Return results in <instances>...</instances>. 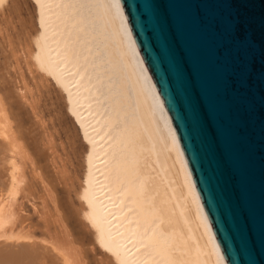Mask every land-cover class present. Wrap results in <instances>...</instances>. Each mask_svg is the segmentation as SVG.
I'll list each match as a JSON object with an SVG mask.
<instances>
[{
	"label": "bare ground",
	"instance_id": "obj_1",
	"mask_svg": "<svg viewBox=\"0 0 264 264\" xmlns=\"http://www.w3.org/2000/svg\"><path fill=\"white\" fill-rule=\"evenodd\" d=\"M37 2L40 13L34 6L32 13L26 0H0V264H89L86 250L103 247L98 245L103 240L111 256L106 264H123L116 252L123 255L124 264H226L119 1ZM18 52L31 62H43L47 96L75 160L78 187L87 179L91 184L98 214L94 225L83 201L81 209L73 212L74 202L67 197L63 221L55 194L44 184L42 171H37L33 160L46 154L40 148L44 144L40 133L47 138L51 134L43 128L37 136L34 124L26 123L17 110L21 101L12 98L4 74ZM47 75L53 76L52 82ZM57 77L71 91L91 143V158L73 122H67L70 108ZM19 90L27 100L31 91ZM31 107L32 117L41 119L36 105ZM33 173L53 202L59 236L56 230L55 236L47 231V237L36 239L27 230L25 216L10 224L20 194L36 208L35 197L27 189ZM44 201L41 211L47 223ZM70 217L92 228L88 231L95 237L88 241L91 247L74 243L64 225Z\"/></svg>",
	"mask_w": 264,
	"mask_h": 264
},
{
	"label": "water",
	"instance_id": "obj_2",
	"mask_svg": "<svg viewBox=\"0 0 264 264\" xmlns=\"http://www.w3.org/2000/svg\"><path fill=\"white\" fill-rule=\"evenodd\" d=\"M226 264H264V0H118Z\"/></svg>",
	"mask_w": 264,
	"mask_h": 264
},
{
	"label": "rangeland",
	"instance_id": "obj_3",
	"mask_svg": "<svg viewBox=\"0 0 264 264\" xmlns=\"http://www.w3.org/2000/svg\"><path fill=\"white\" fill-rule=\"evenodd\" d=\"M26 1H27V5H29L28 7L31 8L30 10L32 13H33V6L35 8L37 7L36 11H39V13H40L39 3L37 2V0H26ZM32 19L34 21V18H32ZM40 23H41V19L39 18V24ZM39 29L42 32V28L40 25H39ZM8 48H9L8 46H5V50H8ZM0 54H1L0 55V61H2V51H0ZM22 55L18 52L15 56H13V58L10 61L15 63L16 65L11 63L8 66V72H6V74H4V77L8 81V85L10 87V90L11 91L13 90L12 91V98H14L17 101H21L19 103L21 108H18L17 110L22 112V117H24L25 122L34 124L33 126L35 127V129L37 131V136H39V133H40V131L43 130V128H46V131H48V133L51 134L50 135L51 138L50 137L47 138V137H45V135H43V131L40 133V135L42 134L40 137H41V139H44V144H45V145L42 144L43 143V141H42L40 148L46 154H44V157H42L39 160H37V159L33 160V161H35V164L39 166L37 171H42V176H45L44 177L45 178L44 184L46 182V186L48 185L47 188L52 190V192L55 194L56 203L57 204L59 203L57 205V207L59 208V212L61 214V218H63V221H65L64 217H63L64 216V209H62L63 208V202H65V199L68 198L74 202V208L75 209L71 208L73 210V212H75L76 209H81V206H83V205H81L82 201H83L84 207H86V210H88V211H86V213L89 214L88 218H90L92 220L91 223L94 225L96 222L93 220L95 218H98V214L96 213L94 204L92 203V200H94L93 199L94 197H93L92 192H91V190H92L91 184L89 183V179H87L85 184L83 182V185L81 186V188L78 187L79 181L76 179L78 177V173L75 169V164H76L75 160L72 156V152H71L70 146L68 144L67 138H65L66 137L65 133L53 115V111H52L53 108L50 105V99L47 96V88L45 87L47 82L44 79L45 74L41 69V68H43L41 66V64H43V62H40V63L37 62L38 64H40V65H38L35 62H31L32 60L30 61L29 59L24 58L23 57L24 55L23 56ZM49 72H50V69H49ZM50 74H51V72H50ZM47 77L50 78V79H48L49 82L50 81L52 82L53 76L47 75ZM57 79L59 81H61L60 78L57 77ZM61 83H62V87H63V88L61 87V90L63 89L62 94L63 95L65 94V96H64L65 100L68 101L69 108H70L69 109L70 112L68 113L67 122L69 124L73 122L77 131L80 133L79 135H80L81 139L84 140V145H86L88 148L87 156L91 158V156H92L91 155L92 153L90 150L91 143H90V141H88V139L86 137L85 127H83L81 120H80V117L76 111L75 105L73 103V98L71 96V91L69 90V87L65 85L66 83H64L62 81H61ZM25 85H26V87L28 86L27 89H26ZM19 87L22 88L26 94H28L30 91L32 92V93L30 92L28 94L29 100L28 99L25 100L22 98L21 91L19 90L20 89ZM30 98H32V99H30ZM58 99H59L58 101H60L61 98H58ZM33 105L34 106L36 105V108H35L36 111H38V110L40 111V114L38 112V115H40L41 119H39L38 116L34 117V118L32 117L33 109L31 106H33ZM69 114H70V117H69ZM40 120H41V122L43 121V124H41L39 122ZM33 121H37V123L40 126H37ZM78 140H80V138ZM89 143H90V145H89ZM45 157L47 158L46 160H45ZM53 162L54 163L56 162V166L55 165L53 166ZM71 162H72V164H70ZM40 164L42 166H40ZM86 169H87V167H86ZM74 170H75V172H74ZM33 176H35V177H33ZM32 177L31 178L29 177L28 183L31 185H28L29 188H27V189L30 190L32 193V196L35 197L36 208H32L30 202L26 198H24V195L21 196V194H20L17 197V200H16L17 203L13 207V210H14L13 212L17 211V213L14 215L12 214L13 216H16V218L13 217L12 219L15 218L16 221H14L15 219L13 221L10 220L13 222V223L11 222L10 224H14V222H17L18 218H19L18 220H20V217L23 216L22 218H24V216H25V217H27V223L29 226L27 228V230L32 234L33 237L35 236L36 239L38 238V240H40L39 238H42L43 236L47 237V234H48L47 231L50 232V234H48V235H52L56 230L57 236H59L60 235L58 233L59 232V228H58L59 225L55 220L54 207L52 204L53 202L51 201L50 196L46 194L47 192L44 190L45 187H44L43 182H41V179L40 178L37 179L38 176L34 173L32 174ZM27 189H25L24 191L26 192ZM85 193H86V197H84ZM77 197L79 198V201L76 200ZM83 197H84V199H83ZM42 201H44L46 204V206H45V209L47 211L46 216H48L47 217V220H48L47 223L44 222V220H46V219L42 215L43 211H41V208H43L42 207L43 206ZM60 203H62V205ZM19 204H21V205H19ZM38 205L40 208L38 207ZM15 209H17V210H15ZM62 213H63V215H62ZM18 214H19V216H17ZM98 221L100 222L99 219H98ZM24 222H26V221L24 220ZM76 222H78V221H76V219H74L72 217L69 218V221L67 222L68 225L65 224V222H64V225L69 230V232L72 236V239L73 240L75 239L74 243L76 245H81V246L83 244V246H87L88 248L91 247V244L88 243V241H93V239H95V237L92 233H89L88 231L91 230L92 228H89V227L84 228L83 225H81L79 222L78 223H76ZM10 224H8V225L10 226ZM55 227H57V228H55ZM75 227H76V229H75ZM81 227H83L84 229ZM6 229H8L7 226H6ZM93 229H95V228L93 227ZM97 229H99V227H97ZM87 233L91 236H89ZM103 233L104 232H102V234ZM82 236H83L82 239L78 238V237H82ZM85 237H88V238H86V240H84ZM80 239H81V241H80ZM104 239L106 240L105 237H104ZM83 241H85V242H83ZM81 242H83V243H81ZM106 243H108V242L106 241ZM98 245H101V246L104 245V246L100 247V246L93 245L94 248L96 247L95 249L93 248L92 250L91 249L86 250L87 256H85V259H86L85 261L89 262V264H106V262H105L106 259L111 258L110 255L106 254V252L109 250L108 249L109 246L107 244H105L104 240L101 242V244L98 243ZM119 252H121V251H119ZM116 254H117V257H119V260H121V262L124 264L125 260H122L123 255L121 253H117V252H116ZM101 257H102L103 262L100 259ZM120 258H122V259H120Z\"/></svg>",
	"mask_w": 264,
	"mask_h": 264
}]
</instances>
